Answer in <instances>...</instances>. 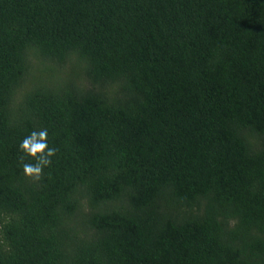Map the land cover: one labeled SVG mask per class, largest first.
I'll list each match as a JSON object with an SVG mask.
<instances>
[{
    "label": "trees",
    "instance_id": "trees-1",
    "mask_svg": "<svg viewBox=\"0 0 264 264\" xmlns=\"http://www.w3.org/2000/svg\"><path fill=\"white\" fill-rule=\"evenodd\" d=\"M0 264H264V0H0Z\"/></svg>",
    "mask_w": 264,
    "mask_h": 264
},
{
    "label": "clouds",
    "instance_id": "clouds-1",
    "mask_svg": "<svg viewBox=\"0 0 264 264\" xmlns=\"http://www.w3.org/2000/svg\"><path fill=\"white\" fill-rule=\"evenodd\" d=\"M47 130H42L39 133L32 132L31 135L23 140L20 147L29 156L37 157V153L41 155L37 158L35 165L25 164L24 172L26 175L39 178L42 168L51 164V157L55 155V149L48 147L46 143ZM45 149H47L45 153Z\"/></svg>",
    "mask_w": 264,
    "mask_h": 264
}]
</instances>
